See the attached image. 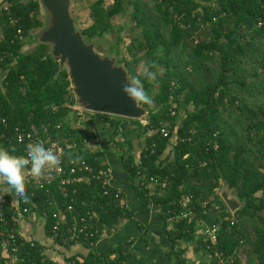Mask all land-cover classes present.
<instances>
[{
  "label": "trees",
  "instance_id": "1",
  "mask_svg": "<svg viewBox=\"0 0 264 264\" xmlns=\"http://www.w3.org/2000/svg\"><path fill=\"white\" fill-rule=\"evenodd\" d=\"M4 2L8 10L0 8V147L23 155L26 144L17 143L14 131L34 128L42 140L74 144L65 158L91 169L70 175L74 177L66 199L57 189L58 180L43 189L25 186L28 199L18 203L20 217L13 196L0 192V245L8 253L17 248L15 264H57L43 254V246L24 240L18 220L42 217L49 237L55 208L48 203L62 207L71 199L79 212L96 214L92 225L99 237L91 245L82 240L87 254L74 255L64 264H119L124 259L119 248L108 253L94 249L101 235L130 218L120 204L122 191L117 195L114 186L102 188L100 178H91L110 168L106 149L99 145L100 137L109 133V143L122 139L117 143L119 167L140 204L158 208L170 256L178 264L186 262L174 254L175 244L195 239L198 222L221 202L216 191L222 184L241 207L230 225L223 218L231 214L221 202L224 208L211 222L218 225L216 250L228 257L244 243V264H264V0H93L88 21L79 29L84 41L100 47L113 35L101 48L117 56L130 78L143 79L140 65L151 66L157 77L144 80L153 99L142 106L147 109L144 124L86 112L76 126L71 125L78 112L67 73L50 58L48 46L32 37L42 25L38 2ZM124 16L128 20L118 22ZM18 29L21 38L15 36ZM28 43L31 50L24 49ZM131 122L137 124L136 131ZM143 135L144 145L136 155L133 141ZM150 178L157 184L150 186ZM186 197L189 202L183 206ZM10 234L15 235L14 244ZM201 243L196 246L207 254ZM242 263L235 259L231 264Z\"/></svg>",
  "mask_w": 264,
  "mask_h": 264
},
{
  "label": "water",
  "instance_id": "2",
  "mask_svg": "<svg viewBox=\"0 0 264 264\" xmlns=\"http://www.w3.org/2000/svg\"><path fill=\"white\" fill-rule=\"evenodd\" d=\"M38 2L44 11L41 27L33 37L36 44L48 46L50 58L65 70L74 109L146 122L147 109L136 107L121 91L125 67L114 57L102 56L94 43H86L70 14V0H24ZM130 78V77H129ZM222 186L219 197L233 215L241 203L234 193Z\"/></svg>",
  "mask_w": 264,
  "mask_h": 264
},
{
  "label": "crops",
  "instance_id": "3",
  "mask_svg": "<svg viewBox=\"0 0 264 264\" xmlns=\"http://www.w3.org/2000/svg\"><path fill=\"white\" fill-rule=\"evenodd\" d=\"M106 158L112 172L111 185L122 191L124 207L130 213V218L122 220L114 232L101 235L94 245L95 252L108 253L119 248L121 256L124 258L119 264H178L175 258L170 256V244L162 230L158 208L152 205H141L128 177L119 167L118 158L117 160L110 158L107 150ZM221 202H217L198 222L195 239L178 241L175 244L174 254L180 253V258L185 260L186 264H213L205 249L202 246H196V242L201 240V244H204L201 232L204 227L209 226L218 217L219 212L224 208L223 202ZM43 223L42 217L33 214L29 217L19 218L18 230L25 240L34 241L43 246V254L51 261L64 264L68 258L74 255L87 254V249L80 244L59 247L50 240L48 242L41 241L43 236L46 237ZM167 228L172 229V224L169 223ZM5 255L6 248L1 244L0 256ZM112 257L116 258L117 255Z\"/></svg>",
  "mask_w": 264,
  "mask_h": 264
},
{
  "label": "built area",
  "instance_id": "4",
  "mask_svg": "<svg viewBox=\"0 0 264 264\" xmlns=\"http://www.w3.org/2000/svg\"><path fill=\"white\" fill-rule=\"evenodd\" d=\"M2 0H0V3ZM0 8L5 11L8 10L7 4L1 3ZM10 24H14V20H10ZM22 32L20 29L16 30L15 36L21 38ZM80 113V112H78ZM174 112L171 111L173 115ZM92 114V113H91ZM4 123V121H1ZM144 124V123H143ZM160 133L163 137H168L169 134L167 130L162 127L160 129ZM14 137L19 144H26V146L40 142L43 146L57 154H62V162L59 165L58 169H53L50 171H46L45 174L39 180H33L27 169L24 172L25 176V186H28L33 189H43L50 186L55 180H58L57 189L63 198H68V185L73 183V177L70 175H74L77 171H87L91 172V169L86 166L83 162L79 165L75 162L74 159L65 158L67 152L74 151V144H59L57 142H52L49 139L42 140L39 138V134L36 129L31 128L30 131L25 132L24 130L15 129ZM1 138V137H0ZM214 148H217V145L214 143ZM68 168V170H67ZM91 178H100L102 188L111 186V169L108 167L105 170L98 171L97 176H91ZM150 186H154L157 184L154 178L149 179ZM164 186V184H162ZM75 190L72 192L74 193ZM117 195L120 193V190H116ZM25 200H20L13 196V203L15 204V213L18 217H20V204L19 202L24 203ZM189 202V198L186 197L183 201V206ZM49 206H53L55 211L52 212L51 218L53 220V224L50 228V236L48 239L56 244L59 247H68L71 244H79L82 240L90 242L91 240L99 237V232L94 226L92 222L96 219V214L91 212L81 213L77 210V208L72 204V199L66 205L59 207L56 202H49ZM124 206V202L120 203ZM191 213V212H190ZM187 213L186 215L190 214ZM186 215H183L185 217ZM224 221H230V225H233L235 222V218L233 215L230 217H224ZM217 233H218V225L210 224L201 232L203 237V242L206 245V249L208 252V258L217 264H231L235 259H238L240 262H244L245 256L242 253V246L244 243H240L241 246L235 250V253L232 256H225L223 252L216 250L217 246ZM9 239L12 240L13 244L15 242V235L10 234ZM25 240V239H24ZM26 242H31L29 240H25ZM17 248L13 246L11 252H6L5 256L1 257L0 264H15L17 261L16 255Z\"/></svg>",
  "mask_w": 264,
  "mask_h": 264
},
{
  "label": "clouds",
  "instance_id": "5",
  "mask_svg": "<svg viewBox=\"0 0 264 264\" xmlns=\"http://www.w3.org/2000/svg\"><path fill=\"white\" fill-rule=\"evenodd\" d=\"M151 66L143 69L142 77L125 76L121 85L123 95L136 107L151 105L152 97L144 87V80L155 81L157 73L150 70ZM62 162V154H57L43 146L40 142L26 146L23 155L14 154V149L0 147V192L27 200L25 193V176L27 169L33 180H39L46 171L58 169Z\"/></svg>",
  "mask_w": 264,
  "mask_h": 264
},
{
  "label": "rangeland",
  "instance_id": "6",
  "mask_svg": "<svg viewBox=\"0 0 264 264\" xmlns=\"http://www.w3.org/2000/svg\"><path fill=\"white\" fill-rule=\"evenodd\" d=\"M93 0H70V14L72 16L73 19H75V22H76V29L79 30L80 28H82L84 26V24L88 21V6L89 4L92 2ZM41 9V8H40ZM45 11V10H44ZM42 12V9L40 10V15H41V21H43V17H44V14L45 12ZM122 20H128V17L127 16H124V17H121L118 19V22H122ZM39 29V28H38ZM38 29H36L35 31L32 32V37H34V35L36 34V32L38 31ZM113 39V35L112 36H109L106 38V40L104 41L103 45L102 46H97L96 43L95 44V50L99 53V55H106V56H111V57H114L116 62H117V56L114 55V54H107L103 51L104 48H101L103 47L105 44H108V43H111V40ZM120 49H121V52H122V56H124V58L126 59L127 57V54H126V50L124 48V44H120ZM33 48V45L28 43L24 49L25 50H31ZM118 63V62H117ZM120 64V63H118ZM143 65H140L139 69H137L139 72L143 71ZM66 66H64V69L66 70ZM73 109H74V105H73ZM75 110V109H74ZM76 112H80V113H76V115H74V117H77V118H72L71 119V125L72 126H76L78 125L79 121L82 120V119H85L86 118V112L85 111H80V110H76ZM89 113V112H88ZM136 121V120H134ZM130 125V128L132 130L135 129L136 131V128H137V124L135 122H131L129 123ZM124 127V126H123ZM125 128V127H124ZM101 132V131H100ZM102 134V133H101ZM127 135H130L132 136V132H126ZM112 139V135L107 134L105 135L104 137L101 136L100 139H99V145H101V147H103L104 149L107 150L108 152V155L110 158H113L114 160H117L118 158V154H119V150L117 149V143L118 142H121L122 139H118V142L117 141H113L111 143H109V140ZM144 139H145V136L143 135L142 137H140L139 139H134L133 143H134V153L136 154L140 148L143 147L144 145ZM113 140V139H112ZM137 155V154H136ZM135 155V157L137 158V156ZM111 169V168H110ZM114 170V169H113ZM111 176H112V172H111ZM222 186L225 187L224 184L221 185V187L216 191L218 194L219 192L221 191V188ZM227 191H229L227 188H225ZM41 241H49L48 238L44 237L41 238ZM246 245V244H245ZM246 246H242V253L244 254L245 256V260L242 264L246 263V259H247V255L245 254L244 250Z\"/></svg>",
  "mask_w": 264,
  "mask_h": 264
}]
</instances>
